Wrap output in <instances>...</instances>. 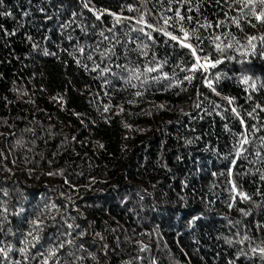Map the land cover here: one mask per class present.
I'll return each instance as SVG.
<instances>
[{
  "label": "trees",
  "instance_id": "16d2710c",
  "mask_svg": "<svg viewBox=\"0 0 264 264\" xmlns=\"http://www.w3.org/2000/svg\"><path fill=\"white\" fill-rule=\"evenodd\" d=\"M196 2L193 0V4ZM128 4L144 10L140 0H90L89 6L119 13L121 6ZM146 7L151 9L146 19L162 25L160 17L173 16L168 9L178 5L148 0ZM72 12L78 14L76 24L61 28V24L73 19ZM201 13L213 21L224 19L220 8L209 3L203 5ZM139 14L129 12L127 7L123 11L128 17L138 18ZM191 15L198 14L193 11ZM112 23L111 16L97 21L92 12L83 8L82 0H0V201L7 203L9 213L23 209L21 216L25 218L34 216L50 202L58 205L61 214L76 217L75 222L88 233L84 238L87 251L78 253L85 257L83 264H149L153 257L158 264H264V258L251 253L249 242H225V238L236 241L245 234L252 238V246L264 240V231L255 227L257 222L264 224V196L253 195L257 188L264 192V183L251 174L242 179L234 175L243 190L253 195L255 205L261 206L238 201L230 208L227 176H212L213 172H225L230 160L235 159L234 153L228 160L223 157L232 152L234 134L242 131L238 121L230 116L222 120L217 114L223 112L226 102L202 84L199 72L191 84L184 81L173 87H168V81H150L145 87L132 88L111 76V85L102 86L99 72L90 71L92 62L81 57L88 64L89 70H85L68 53L77 41L94 45L102 40L94 34ZM134 23L126 22L118 31H128ZM77 24L87 26L92 35L85 37ZM228 30L225 27L215 31L219 34ZM230 30L243 42V33L235 26ZM244 30L258 35L264 32V26L258 24L252 29L244 25ZM201 33L208 35L203 30ZM69 35L72 40L67 39ZM153 35L157 38L158 56L172 57L174 51L171 44L164 43L166 38L159 33ZM136 36L132 33L133 39ZM33 44L38 47L33 48ZM204 44L207 50L208 41ZM106 45V41L102 42L101 48ZM45 51L55 55H45ZM176 51L179 55L165 68L170 74L180 57L190 67L191 57ZM130 58L135 61L137 55L133 53ZM120 63L125 61L121 59ZM254 63V78L259 77V85L264 82V60L255 57ZM238 69L239 65L228 62L207 75L211 78L216 72H226L231 76ZM175 71L183 80L186 73L179 67ZM221 84L218 91L236 96L237 105L243 106L247 124L264 125L260 109L253 113L255 119L245 114L256 103L264 107V89L253 92V101H248V93L234 81ZM137 90L143 95L135 97ZM54 97H63V103ZM130 100L133 103H128ZM211 102L221 107L213 110ZM197 103L200 108L195 107ZM161 104L165 105L163 109L157 107ZM104 105L109 106V112H104ZM117 106L124 111L117 114ZM77 113L81 114L79 118ZM124 123L131 128L126 129ZM261 135L264 130L253 139L250 130L253 143L245 145L247 159L237 160L234 174L248 173L250 168L255 172L260 167L249 161L256 159L254 152L260 146ZM100 144L104 147L100 148ZM60 170L63 175H48ZM3 190L8 191V197L3 196ZM240 208L251 209L252 215L243 217ZM194 216L199 219L190 224ZM8 219L10 223L4 224L0 232V247L7 249L11 245L13 250L7 260L0 254V264H38L24 261L18 251L22 237L17 228L26 231L27 224L21 225V217L15 215ZM88 221L94 223L90 226ZM9 228L16 235H5ZM93 230L102 233L104 243L110 246L106 256L100 242L93 243ZM138 241L148 245L149 250L140 252ZM241 250L247 255L236 259ZM90 253L97 260L91 259ZM138 256H143L144 261L135 259Z\"/></svg>",
  "mask_w": 264,
  "mask_h": 264
},
{
  "label": "snow or ice",
  "instance_id": "6c2138e0",
  "mask_svg": "<svg viewBox=\"0 0 264 264\" xmlns=\"http://www.w3.org/2000/svg\"><path fill=\"white\" fill-rule=\"evenodd\" d=\"M163 2V0H162ZM170 5H178V7L169 8V11H173V16H161L160 19L163 20V24L160 25L159 21L156 24L150 23L146 17L151 14V9L147 8L146 5L148 0H140L141 7L144 9L140 11L134 8L131 4L122 5L120 12L110 11L109 9L97 10L89 6L90 0H82L83 8L92 12L97 21H101L105 16H111L113 18V23L111 27L102 29L94 35L101 37L102 40H98L94 45L84 44L81 45L77 41L73 47V51L69 52L68 55L72 56L75 63L89 70L88 64L84 63V59L92 62V68L90 71L99 72V77L103 79V85H111V80L109 76L114 79H120L124 82L125 86H130L132 88L145 87L150 81L155 83H160L161 81H168V87L178 86L187 81L189 84L195 78L197 72L201 74L202 84L207 87L211 93L220 97L222 101L226 102V106L223 112H218L222 120H226L229 116L238 121L239 126L242 131L234 134L236 142L232 146V152L225 155L223 159L228 160L229 156L234 153L235 159H231L228 166H226L225 172L216 173L213 172L212 176H227V183L230 186L228 191L230 192L229 207H233L238 201H253V195L264 196V192H261L260 188L256 189L253 195L243 190L242 184L239 183V179H242L244 175L251 174L253 176H258L259 181L264 183V135L258 137L260 146L254 152L255 160L249 161L251 164H259L260 167L255 169V172L250 168L248 173H235L233 167L237 165L238 159H247L245 155L248 149L245 145H250L253 143V139L257 138L256 134L264 130V125L258 126L257 124H247L245 116L242 115V105H237V97L233 95H222L218 88H222L221 81L232 80L238 86L242 87L245 93H248L247 100L253 101V92L264 89V82L259 83V77L254 78V73L256 71V66L254 63V58L259 57L264 60V32L257 34H248L244 30V25L249 26L252 29H256L257 25L264 26V0H197L193 4V0H167ZM205 3L214 5L220 8V12L223 14L224 19H216L215 21L210 20L207 16H203L201 13V8ZM225 6L228 9L225 11ZM127 7L129 12L138 11L140 12L139 17H128L123 15L124 8ZM181 8H185L184 13L181 12ZM43 11V9H42ZM195 11L198 15L193 17L191 13ZM230 11H235L236 15H229ZM4 15H11V13L5 12ZM83 13L81 12L80 15ZM78 14L72 12L71 16L73 19L69 20L67 23L60 25L61 28L66 29L72 24H76L75 17ZM218 15V14H217ZM135 21L134 24L129 28L128 31L120 32L119 28L126 26V22ZM185 23L188 25H194L193 27H186ZM85 37H90L92 34L88 32L87 26L76 25ZM235 26V29L240 33H243V42L241 38L235 35L230 29ZM93 28L96 26L93 25ZM229 28L228 31L216 33V29ZM171 29V30H170ZM201 30L208 35H202ZM211 30V31H210ZM132 33H136L135 39L132 37ZM153 33H159L161 36L165 37V44H171L174 55L172 57L164 56L160 58L156 51L157 38ZM123 36V39L121 38ZM67 39L72 40L73 37L69 35ZM31 40V37H29ZM205 40L208 41L209 47L206 50ZM106 41L107 45L101 48V43ZM130 44H135L136 47L130 48ZM38 47V45L33 44V48ZM185 52V55L191 57L189 61L190 67L184 64L183 57H180V61L173 67L171 74L165 71L166 66L171 64L172 60L179 55V52ZM119 50V51H118ZM186 50V51H185ZM67 51V49H65ZM135 53L137 59L135 61L131 60V55ZM234 53V54H229ZM45 55H55V53H50L45 51ZM83 57L84 59H81ZM98 58V60H97ZM143 58V59H141ZM123 59L125 63H120ZM228 62H234L239 65V69L233 72V75L229 76L226 72H216L214 76L209 78L207 75L210 71L215 70L218 66L223 65ZM103 65V67H101ZM184 65V66H181ZM179 67L180 72L186 73L183 80L179 79L178 73L175 68ZM113 68L119 71H114ZM261 71H264L262 69ZM136 81L137 83H133ZM167 90V88L165 89ZM251 90V92L249 91ZM179 94V93H177ZM202 95V93H200ZM143 93L137 90L134 93L135 97L142 96ZM53 99H59L63 103V97H54ZM128 103H133V101H128ZM213 104V110L219 109L220 104L211 102ZM118 112L122 113L124 111L123 107L117 106ZM159 109H163L165 105L161 104L157 106ZM196 108H200L201 104L197 103ZM264 112V107L260 103H256L255 107L251 111H246L245 114L248 117H252L256 110ZM110 108L108 105H104V112H109ZM188 115L187 113H184ZM79 118L81 114H76ZM123 126L126 129H130L131 125L124 123ZM225 129H228V125L225 124ZM251 136L253 139H250ZM127 138V137H126ZM75 139V137H73ZM21 141H17L20 144ZM192 143V141H188ZM100 148L104 145L100 144ZM177 159H180L177 157ZM63 175V170L59 172H49L48 175ZM235 177L237 178H234ZM68 182L67 180L65 181ZM95 182V180H93ZM9 193L7 190H3V196L8 197ZM142 198V197H141ZM183 199V197H181ZM68 201L71 202V197H68ZM260 207L261 205H255ZM23 209H20L16 213H9V208L6 202L0 201V232H3V225L10 223L8 217L9 215H15L21 217V225L27 224V230L23 228H17V232L20 234L22 239L19 243L22 245L18 249L20 254L23 256L24 261L38 262V264H83L85 257L78 253L87 251L84 244V238L88 235L86 230L81 229V225L76 223V217L69 216L67 212L64 214L60 213V209L55 202L45 203L43 208L38 209L37 213L30 218H25L21 216ZM239 211L242 213L243 217H249L252 215L251 209L245 210L240 208ZM77 212L79 210L77 209ZM55 213V215H53ZM57 215L60 216V220H57ZM199 217L194 216L192 222L198 220ZM53 221L49 224L48 221ZM69 220L72 223H69ZM86 220V218H85ZM231 222V221H230ZM91 226L94 222L88 221ZM236 224H240L241 221H236ZM258 231H264V224L259 222L255 225ZM50 230V231H46ZM114 233L116 229H111ZM7 234L16 235L12 233V229H8ZM93 243L100 242V250L106 256L109 245L104 243L105 237L102 233L93 230ZM240 236V233H236ZM117 241L119 238L117 237ZM249 242L250 251L253 255L259 254L261 258H264V240L261 241L260 245L252 246V238L245 234L240 239L233 241L230 238H225V242L229 245L233 243L243 245L245 242ZM140 244V252H145L149 250V246L143 244L142 242H137ZM13 250L12 246L9 245L6 248L0 247V254H2L7 260L9 253ZM33 250L35 254L33 255ZM91 259L97 260L94 254H89ZM247 253L241 250L237 253L236 259L241 256H246ZM135 259L143 262L144 257L138 256ZM12 264H20L19 261H13ZM131 264V262H128ZM149 264H158L156 258H151ZM229 264H235L234 261H230Z\"/></svg>",
  "mask_w": 264,
  "mask_h": 264
}]
</instances>
